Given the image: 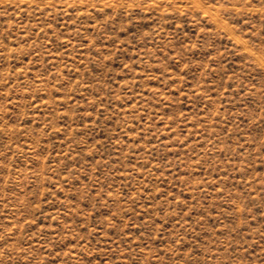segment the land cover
I'll return each mask as SVG.
<instances>
[{
	"label": "rangeland",
	"instance_id": "obj_1",
	"mask_svg": "<svg viewBox=\"0 0 264 264\" xmlns=\"http://www.w3.org/2000/svg\"><path fill=\"white\" fill-rule=\"evenodd\" d=\"M0 264H264V0H0Z\"/></svg>",
	"mask_w": 264,
	"mask_h": 264
}]
</instances>
